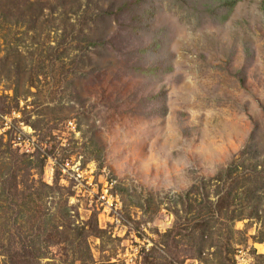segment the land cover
<instances>
[{
    "label": "rangeland",
    "instance_id": "374dc122",
    "mask_svg": "<svg viewBox=\"0 0 264 264\" xmlns=\"http://www.w3.org/2000/svg\"><path fill=\"white\" fill-rule=\"evenodd\" d=\"M0 115V264H264V0H0Z\"/></svg>",
    "mask_w": 264,
    "mask_h": 264
},
{
    "label": "trees",
    "instance_id": "16d2710c",
    "mask_svg": "<svg viewBox=\"0 0 264 264\" xmlns=\"http://www.w3.org/2000/svg\"><path fill=\"white\" fill-rule=\"evenodd\" d=\"M230 194V193H229ZM68 214V211L66 212ZM69 216V214H68ZM70 217V216H69ZM202 219V218H201ZM42 222L38 220V222L32 221L30 226L25 231V234H18L20 236V242L22 245L21 248L13 249L11 246V250L9 249L6 253L7 262L5 264H39L40 259H44L46 256L44 253L40 252V248L35 250L32 246L35 245H44L45 248H48L49 245L55 244L54 240L57 242H67L70 247V251L73 254L72 259L74 261H79L81 264H88L91 260V255L88 253V247L86 243V236L90 233L96 237H99L101 233L100 230L96 228V225L90 221L82 223L80 226H76L74 231L77 233L78 241L77 244H74V239H70L67 234V230L69 228V224L71 222L66 221V227L62 231H58V227H53L47 229L46 223L44 219H41ZM30 221V220H29ZM204 220H197L198 227H204ZM172 231L169 232L168 236L172 240H174L175 235L180 233L178 229L176 234H171ZM59 234V238H56ZM183 235V234H182ZM167 236V235H166ZM173 245V244H172ZM75 252H81V254H86L87 260L83 258H76ZM85 252V253H83ZM201 253V252H200ZM199 256V255H198ZM262 260H264V255L259 256ZM176 256L174 254L172 257L167 259L166 264H174ZM45 264H55L54 261L46 262Z\"/></svg>",
    "mask_w": 264,
    "mask_h": 264
},
{
    "label": "built area",
    "instance_id": "2783aa9c",
    "mask_svg": "<svg viewBox=\"0 0 264 264\" xmlns=\"http://www.w3.org/2000/svg\"><path fill=\"white\" fill-rule=\"evenodd\" d=\"M3 122H2V121ZM6 120V117H4V116H1L0 115V123H1V125H3L4 126V128L7 130V129H10V122H8L7 120ZM9 125V126H8ZM70 125V124H69ZM20 138L19 137H17V140L16 139H14V140H12V143L16 146H20V144H21V142H18V141H20L19 140ZM69 164H68V162L66 161L65 163H61V171H62V173H64V175H66L67 174V166H68ZM94 173V172H93ZM92 173V174H93ZM92 174L90 175V177H89V179L92 181L93 180V176H92ZM76 175H73V174H71V177L72 178H74L76 181H77V183L78 182H80L78 179H76V177H75ZM89 180V181H90ZM101 186V185H100ZM97 188H99L100 189V191H101V195L99 196V197H97V199H99L100 197L103 199V196L106 194H108V191H109V189L111 188V186L110 185H108V182L106 181H103V183H102V187H99V186H97ZM103 193V194H102ZM92 196V195H91ZM109 204H110V206L112 205V202L110 201V202H108ZM118 202H116V204H117ZM110 211V207H108V209H104L103 210V213L104 212H109ZM118 221V220H117ZM235 264H247V262L246 261H244L243 260V258H238V256H236V262H235Z\"/></svg>",
    "mask_w": 264,
    "mask_h": 264
}]
</instances>
